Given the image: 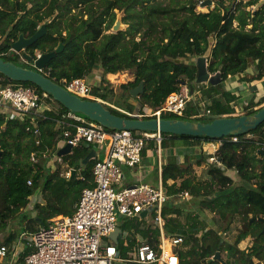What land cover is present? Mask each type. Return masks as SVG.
<instances>
[{
	"label": "trees",
	"instance_id": "1",
	"mask_svg": "<svg viewBox=\"0 0 264 264\" xmlns=\"http://www.w3.org/2000/svg\"><path fill=\"white\" fill-rule=\"evenodd\" d=\"M202 1L205 0H0V57L20 64L18 57L22 54L12 49V43L20 35L31 36L43 25L44 33L25 51L34 57L35 51L43 53L59 48L45 64L50 69L49 78L59 82L62 78L93 77L92 69L100 67L92 94L132 112L135 108L142 110L144 106L158 107L169 93L178 90L181 82L193 83L197 70L194 57L205 55L208 72L219 71L220 81L217 84H197L200 95L194 103L188 104L183 116L174 117L209 121L215 116L232 115V101L238 95L224 88V82L244 73L248 64L254 61V74L250 78L242 74L239 79L264 80V2L256 5L260 0H211L215 3L212 8L195 10ZM79 4L82 8L77 14L70 15L71 9L78 8ZM248 6L251 7L247 9ZM114 9H123L122 21L128 23V27L105 33L103 31L110 28L115 19ZM22 65L33 67L29 63ZM125 69L132 70L134 79L121 83L123 106H119L109 101L115 91L105 76ZM0 79L3 84L31 85L42 93L30 81L12 80L2 73ZM140 82L143 90L132 96L130 89ZM124 94L128 97L124 98ZM129 97L136 102L128 100ZM117 98L116 95L115 100ZM201 99L205 100L211 116L192 117L201 112ZM49 100L54 104L44 108L39 115L9 116L0 110V245L6 246V256L11 254L21 232L35 231L58 214H72L74 210L64 213L60 208L64 204L62 201L70 197L72 201L78 200L85 185L79 176L92 179L95 158L80 163L93 147L88 143L74 147L71 154L62 155V159L69 160L70 164L77 162L72 176L60 177L57 170L51 172L46 166L56 149L58 133L71 121L62 117L68 111L65 106L47 95L46 102ZM261 103L264 104V96L258 100L250 97L242 106L243 113L255 112ZM105 106L115 114L130 117L107 104ZM169 115L163 114V117ZM59 119L64 123H58ZM160 133L162 148L169 142L173 146H190L185 155L169 156L160 172L168 194L187 190L190 195L188 201L191 204L188 206L192 209H188L185 201L170 200L162 206L164 232L182 237L176 247L179 264H219L217 260L208 261L217 250L226 252V264H264L261 220L264 218V152L261 151L264 121L238 135L236 141L230 139L231 135L210 138ZM201 140L221 141L215 153L224 167L207 162L204 148L192 143ZM150 148L155 149L153 139L146 140L142 157ZM31 154L35 161L30 159ZM194 163L205 164L208 178L191 174ZM228 169L234 170L236 179L227 174ZM40 187L43 191L51 190L53 196H46L45 205L36 203L42 206L41 212L31 219L25 217L21 220L19 217L23 218L22 211L30 197ZM58 189L61 191L57 192ZM205 212L219 215L224 228L208 227L200 219V214ZM205 218L211 220L209 216ZM232 225L236 227L227 240L223 231ZM120 227L126 231L132 247L142 241L157 247L160 242L153 221L147 222L138 216L124 217ZM246 237H251L249 245L240 248V241ZM117 241L119 258H126L128 244L124 246L119 237ZM28 252L29 248L25 246L17 259L18 264H24ZM126 264L137 263L128 261Z\"/></svg>",
	"mask_w": 264,
	"mask_h": 264
},
{
	"label": "built area",
	"instance_id": "2",
	"mask_svg": "<svg viewBox=\"0 0 264 264\" xmlns=\"http://www.w3.org/2000/svg\"><path fill=\"white\" fill-rule=\"evenodd\" d=\"M39 55L40 53L36 52L35 57L31 59V65L34 68H36L34 61ZM36 69L45 75H48L50 70L45 66ZM58 83L75 95L101 100L104 104L134 118L146 116L159 119L163 117V114L181 117L188 104L194 103L195 98L198 94L200 95L196 89L197 85L193 86V91H190L192 85L183 81L179 84L178 90L169 93L160 106L154 108L144 106L142 110L131 112L93 95L92 84L84 77L62 78ZM46 98L45 92L39 93L31 85L3 84L0 81V102L10 111L9 116H24L28 113L39 115L42 108H47L41 105V101H45ZM200 104L202 105L201 112L192 117L211 116L205 100L201 99ZM62 117L71 121L58 133L55 141L56 149L64 144H70L73 149L82 143H88L96 151L102 149L104 155L94 156L96 159L92 167V179L79 176L85 185L80 191L73 213L56 215L35 231L21 232L13 244L15 251L11 258L15 259L13 255L18 247L26 246L29 252L24 257V264H114L119 259V251L116 243L109 238V234L119 226L118 216L142 217L140 213L151 207V210L147 211L142 218L147 222H155L159 233V244L154 247L145 241L137 243L134 256L123 260L137 264H179L176 247L180 245L182 237L164 232L165 219L162 215V206L170 200L178 201L188 197V191L182 190L174 195L168 194L161 182V164L157 166L156 183H148L141 179L124 183L123 166L129 168L135 165L140 166L146 140L153 139L155 146H160L161 133L159 131L107 129L69 110ZM57 121L64 123L61 119ZM34 131L37 132V128ZM237 138L238 136L230 137L233 141ZM207 142L208 147L204 153L207 162L224 167L215 153L221 141ZM262 149H264V144ZM56 158L59 160L60 156L56 155ZM30 159L35 160L33 154ZM72 169L68 168L64 172L65 176L71 175ZM120 234L125 236L126 231L121 230ZM5 256L6 246L1 244L0 257Z\"/></svg>",
	"mask_w": 264,
	"mask_h": 264
},
{
	"label": "water",
	"instance_id": "3",
	"mask_svg": "<svg viewBox=\"0 0 264 264\" xmlns=\"http://www.w3.org/2000/svg\"><path fill=\"white\" fill-rule=\"evenodd\" d=\"M264 2L260 0L256 5ZM205 3L211 4V0H205ZM204 4V1L200 2V5ZM122 13L123 9L120 10ZM120 16H116L113 24L111 25V31L117 32L122 29ZM44 26L41 25L31 36L24 37L20 35L15 40L11 47L16 52H21L22 56L29 61L32 57L28 54L25 49L29 45L33 44L35 40L44 33ZM59 48H55L49 52L40 53L36 57L34 64L36 68H42L45 66L55 54ZM197 70L194 84L211 83L217 84L220 81V72L216 71L211 74L207 69L206 56H197L195 61ZM34 67L23 66L21 64L14 63L10 60H4L0 57V73L5 75L7 78L17 81H30L37 87H39L47 95L63 106L69 111L74 113H81L83 117H87L91 121H95L98 124L108 129H128V130H139V131H150V132H164L171 134H185L191 136H206L210 138H222L227 135L238 136L249 132L251 129L257 127L261 122L264 121V104L260 106L253 113H240L232 115H221L215 116L209 121L185 119L177 117H161L159 119L155 117L150 118H134L126 117L113 113L107 108L101 100L98 99H87L75 95L58 82H55L47 75L43 74ZM122 71V70H120ZM143 90V83L140 82L136 87L130 89V94L136 96ZM190 91H193V85ZM72 147L70 144H64L58 148L56 154L62 156L70 153ZM264 152V149H261ZM2 150L0 149V158ZM95 150L90 148L88 153L81 159L80 163L85 164L89 159L94 158ZM74 171L72 169L71 175ZM151 207L143 210L140 216H145L147 211H150ZM263 222L264 230V218H261ZM43 224V223H42ZM121 233V228L117 226L110 234L109 238L117 243L118 235ZM217 260L220 264H226V261L221 258L220 251L217 250L208 259V261Z\"/></svg>",
	"mask_w": 264,
	"mask_h": 264
},
{
	"label": "rangeland",
	"instance_id": "4",
	"mask_svg": "<svg viewBox=\"0 0 264 264\" xmlns=\"http://www.w3.org/2000/svg\"><path fill=\"white\" fill-rule=\"evenodd\" d=\"M245 1V0H244ZM214 2L213 3H211V4H207V3H205V1H204V4H202V5H200V3L195 7V10H199V11H207L208 9H210V8H212L213 6H214ZM29 5H30V3H29ZM251 6H248V7H246L247 9L248 8H250ZM82 8V5L81 4H79V7L78 8H72L71 9V11L69 12V14L71 15V14H77V12L80 10ZM114 11H115V18H116V16H120V18H121V26H122V29H126L127 27H128V23H126V22H124V21H122V17H123V15H124V13H122L121 11H119V10H117V9H114ZM84 14V16L83 17H86V14L85 13H83ZM115 20V19H114ZM114 20H113V22H114ZM113 22H112V24H113ZM111 24V25H112ZM233 24L234 25H236V21H234L233 22ZM103 32H105V33H109V32H112L111 31V26H110V28H108V29H105ZM63 33H64V31H63ZM136 38H138V37H136ZM210 40H211V42H212V38H210ZM20 52H22V51H20ZM36 52H38V51H36ZM190 58V57H189ZM196 58H197V56L196 57H194V61H196ZM23 58H22V56L20 55L19 57H18V61L19 62H21L20 64L22 65V63H23ZM186 61H187V59H186ZM31 63V62H30ZM247 67H249V65L247 66ZM247 67L245 68V70L247 69ZM251 68V70L253 69L252 67H250ZM100 71H101V68L100 67H95V68H93L92 69V73L94 74V76L92 77L91 75L88 77V78H86V77H84V78H86V79H88V81L92 84V86L93 85H95L98 81H97V79H98V75L100 74ZM126 72V73H125ZM117 73H123V75H125V76H122V77H120V76H118V77H116V78H111L110 76H109V74H106V79L108 80V82H110V87L111 88H113L114 89V91H115V96L117 95L118 96V98L115 100V96H113V98L112 99H109V101H111L112 103H114V104H116V105H119V106H123V101H122V99H121V97H123V96H121V93H122V86H121V83H126V82H128V81H131V80H133L134 79V74H133V72H132V70H128V69H125V70H122V71H117V72H115V74H117ZM247 75V77L248 76H250L251 74H246ZM249 78V77H248ZM238 81L239 82H241V80L238 78ZM261 81H262V79H260L259 81H257V80H251V84L249 85V83L247 82L246 84L245 83H243V82H241L238 86H241V87H245L244 89H239L238 87H236L235 86V88H236V90H234V93L235 94H237L238 95V97H237V99H235V101H232V104H233V108H234V114H240V113H243V112H245V110L243 109V104L245 103V102H247L249 99H250V97H253L254 98V100H258L261 96H264L263 94H264V80H263V82L261 83ZM229 83V84H228ZM191 84H194V82L193 83H191ZM236 84V83H235ZM231 85H233V84H231L230 83V81L229 80H227V81H225L224 82V86H225V88H227V86L229 87V86H231ZM237 85V84H236ZM198 88V87H197ZM195 96H196V94L193 96V98H195ZM126 97H128V95L127 94H124V98H126ZM128 100H130V101H135L136 102V100H134V99H132L131 97H129L128 98ZM46 101V100H45ZM44 100H42L41 101V105H42V107H47V105H53L54 103H53V101H51V100H49V102H45ZM193 103V102H192ZM111 104V103H110ZM136 105L138 106L139 105V102L137 101V103H136ZM263 105V103H261L260 105H258V106H262ZM136 106V107H137ZM258 106H256V107H258ZM42 109H44V108H42ZM134 110H137V108H135ZM80 115H82L81 113H79ZM170 117H174V115L172 114H170L169 115ZM108 129V128H107ZM139 131V130H138ZM194 144H199V141H195L194 142ZM151 149V151H153L154 149H152V148H150ZM150 149H149V151H150ZM155 149H156V151H155V155H156V157L158 158V162H160V164L162 165L163 163H165V161L167 160V158H170L169 156H179V155H185L186 153L184 152V153H180L178 150H177V148L175 149V146H173L172 145V143H168V145L167 146H165V147H160V146H155ZM148 151V152H149ZM56 152H57V149H55L54 150V152H52V154H51V157H54V156H56ZM71 152H72V150H71ZM71 152L69 153V154H71ZM148 154V153H147ZM66 155V154H65ZM143 159L144 158H142V161H141V163L143 162ZM72 160V159H71ZM33 161H35V160H33ZM56 161H58V162H56ZM144 161H145V159H144ZM56 162V163H55ZM55 167L56 168H58V169H62V170H64L65 168H73L74 166L76 167V161H73L71 164H70V162H69V160H66L65 161V159H62V156L60 157V159L58 160V159H55ZM155 162V161H154ZM204 163L202 164V165H197V164H192L191 165V174L193 175V176H195V177H199V176H201V178H203V179H206V178H208V176H207V174L205 173V169H204ZM141 166V165H140ZM140 166L139 165H135V166H132V167H130V169H132V168H135V170H134V173L135 174H137V169H139L140 168ZM80 171H79V169H78V171H77V174L79 173ZM227 174L228 175H230L233 179H236V175H235V172H234V170L233 169H231V171H229V172H227ZM132 177V176H131ZM133 180H135V178H133ZM157 180V179H156ZM63 186H64V184H63ZM37 190H35L34 192H36ZM44 192V198H46V196H49V194H51V190H46V191H43ZM190 198V195H188V198L187 199H185V200H179V201H182V202H184L185 201V203H187V205L186 206H190V202L188 201V199ZM46 200V199H45ZM64 204H62L63 206H65L66 208L63 210L64 211V213H66V212H68V211H70V209H71V203H72V198L70 197V198H65L63 201H62ZM181 202V203H182ZM35 205H37L36 203H34L33 204V209L32 208H29V207H25L24 208V210L22 211L23 213H24V216H23V218H21V217H19L21 220L22 219H25V217H27V219H31L37 212H41L40 210L42 209V206H36L35 208H34V206ZM43 205V204H42ZM45 205V204H44ZM193 205H194V201H193ZM188 206V209H192V208H190ZM206 213V212H205ZM207 214V215H206ZM206 214H200V219H202V220H204L205 221V223H206V225L208 226V227H211V228H215V229H217V228H220V229H223L224 227V222H223V220L220 218V216L219 215H217V214H215V215H211L209 212L208 213H206ZM210 217L211 218V220H208V219H206L205 217ZM124 217L122 216V215H120V216H118V224H119V227H120V223H121V221H122V219H123ZM12 226H10V228H11ZM13 227H15V226H13ZM235 225H232L228 230H226V231H223V237L225 238V239H227V240H230V236H231V234H233V232H234V229H235ZM121 228V227H120ZM124 230H126L125 228H124ZM122 234H124L123 232H122ZM119 238H120V241L122 242L123 241V243L125 244L124 246H126L127 244H128V246H127V249H126V252H125V255H126V258H123V257H120L118 260H116L115 261V263L114 264H126V262H128V261H125V260H123V259H128V258H132L133 256H134V253H135V244L133 245V247L130 245V241H129V239H128V235H125V236H123V235H121V234H119V236H118ZM250 240H251V237H248V238H246V239H244V240H242L241 242H240V244H239V247L240 248H245L247 245H249V243H250ZM220 256H221V258L222 259H224L225 260V257H226V252H224V251H220ZM220 264V263H219Z\"/></svg>",
	"mask_w": 264,
	"mask_h": 264
},
{
	"label": "crops",
	"instance_id": "5",
	"mask_svg": "<svg viewBox=\"0 0 264 264\" xmlns=\"http://www.w3.org/2000/svg\"><path fill=\"white\" fill-rule=\"evenodd\" d=\"M248 65H249V67H247V69L245 70V72L242 73V74L243 75L244 74L246 75L247 73L248 74H251L250 76H248L250 78L252 76V74H254V72H255V67H254L255 61L254 62H250V64H248ZM250 67H252L253 69L251 70ZM107 74H111V73H107ZM242 74H237L236 76L230 77L229 81L233 85H231L229 87L227 86V88L228 89H231L232 91L236 90L235 86L238 87L239 89H244L245 87L238 86L241 82H243L245 84L248 82L249 85H250L251 84V81H241V82L238 81V78H240V76H242ZM262 82H263V80L261 81V83ZM224 88H225V86H224ZM49 106H52V105H47V107H49ZM0 110L1 111L3 110L5 112H7L8 114H10V111H8L5 108V106H3V104L1 102H0ZM194 142H192V143H194ZM199 146H202L204 148V152L203 153H205V150H207V147H208V142L201 140V141H199ZM176 148H177V150L180 153H184V152L185 153H188L190 151V146L189 145H179V146H175V149ZM148 151H147L148 154L146 153V155L142 157V158L145 159V161L143 159V162L141 163L140 168L136 170L137 171V174L134 173L135 168L130 169L127 166H123L124 177H125L124 183H130L131 181H133V178H135V179H141V180L146 181L148 183H156L157 182L156 179L158 178V172H156V171H157V166L160 164V162H158V158L155 155L156 149H154L153 151H151V150L149 152ZM95 155H96V157H102L104 155L103 154V150L102 149L97 150L96 153H95ZM96 157H94V158L96 159ZM55 159H57L56 156L50 157L49 160H48V162H47V165H46L48 168H50L51 172L54 171V170H57L59 176L60 177L62 176V177H65V178H68L69 176H72V175L65 176V173L64 172L68 169V167L65 168L64 170L56 168L55 167V163L58 162V161L55 162ZM229 171H231V169H228L227 172H229ZM36 190L37 191L34 192L33 195L30 197V201H29V203L27 205V207H29V208H33V204L34 203H40V204H43V205L46 204V200L44 198V192H43L42 188L40 187V188H38ZM59 191H61V189H58L57 190V192H59ZM51 195L53 196L52 193H51ZM51 195L49 194L50 197H52ZM187 198L188 197H186L184 199H181V200H185ZM56 201L57 200H55V202ZM76 201L77 200L72 201L70 211H73L75 209V203H76ZM174 202H180V201L179 200L178 201L177 200H174ZM60 208L62 210H64L66 207L61 204ZM58 215H68V214H58ZM246 238H248V237H246ZM22 249H23L22 247H18L16 249V253L13 255V257H15V259H13V258H11L13 252L15 251L14 246H13L12 247L11 254L9 256L0 257V264H18L17 259L19 257L20 252H22Z\"/></svg>",
	"mask_w": 264,
	"mask_h": 264
},
{
	"label": "bare ground",
	"instance_id": "6",
	"mask_svg": "<svg viewBox=\"0 0 264 264\" xmlns=\"http://www.w3.org/2000/svg\"><path fill=\"white\" fill-rule=\"evenodd\" d=\"M125 73H126V72H125ZM109 76L113 79V78H116V77H118V76L122 77V76H125V75H123V73H117V74H115V73H111V74H109Z\"/></svg>",
	"mask_w": 264,
	"mask_h": 264
},
{
	"label": "flooded vegetation",
	"instance_id": "7",
	"mask_svg": "<svg viewBox=\"0 0 264 264\" xmlns=\"http://www.w3.org/2000/svg\"><path fill=\"white\" fill-rule=\"evenodd\" d=\"M40 53V52H39ZM35 54H36V51H35ZM30 62H32V60H30V61H26L25 59L23 60V63L25 64V63H29L30 65H31V63Z\"/></svg>",
	"mask_w": 264,
	"mask_h": 264
},
{
	"label": "clouds",
	"instance_id": "8",
	"mask_svg": "<svg viewBox=\"0 0 264 264\" xmlns=\"http://www.w3.org/2000/svg\"><path fill=\"white\" fill-rule=\"evenodd\" d=\"M35 55H36V54H35ZM21 56H22V55H21ZM31 57H32V56H31ZM34 57H35V56H34ZM22 58H24V57L22 56ZM24 59H25V58H24ZM31 59H32V58H31ZM31 59H30V60H31ZM25 60H26V59H25ZM30 60H29V61H30ZM26 61H27V60H26ZM201 84H202V83H201ZM191 85H193V86L195 87V85H197V84H191ZM104 105H105V104H104ZM94 122H95V121H94ZM57 150H58V149H57ZM56 155H57V154H56ZM60 157H61V156H60Z\"/></svg>",
	"mask_w": 264,
	"mask_h": 264
}]
</instances>
